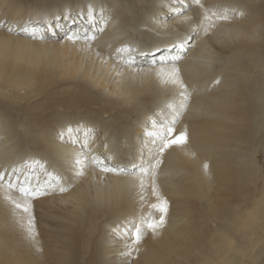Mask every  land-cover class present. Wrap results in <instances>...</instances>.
<instances>
[{"label":"bare ground","instance_id":"1","mask_svg":"<svg viewBox=\"0 0 264 264\" xmlns=\"http://www.w3.org/2000/svg\"><path fill=\"white\" fill-rule=\"evenodd\" d=\"M104 1L105 18L98 0H0V171L39 161L25 172L46 193L0 188V264H125L132 247L133 264H264V0ZM89 6L107 18L90 46L65 39L86 19L58 39L39 22ZM16 21L44 38L9 31ZM185 39L195 49L161 65ZM133 41L135 70L116 51ZM173 67L184 87L169 82ZM173 120L186 143L142 175L157 152L146 133ZM91 155L128 171L103 172ZM161 215L162 227H146ZM136 226L139 244L117 241Z\"/></svg>","mask_w":264,"mask_h":264},{"label":"snow or ice","instance_id":"2","mask_svg":"<svg viewBox=\"0 0 264 264\" xmlns=\"http://www.w3.org/2000/svg\"><path fill=\"white\" fill-rule=\"evenodd\" d=\"M192 3L195 5H199L200 7H203L201 0H192ZM212 16H216L218 19H227L228 16L226 14H220L218 15L216 12H213L211 14ZM70 18V17H69ZM206 19L208 18L207 15L205 17ZM87 20V24L89 27L85 28L84 32L81 33L80 31H72L70 30L69 32L66 33L65 39L72 42V43H77L81 40L88 42L90 46V42L94 41L96 36L95 33L99 31H103L102 27H98L96 24V17H95V12L89 6L87 10V16L85 17L83 14L80 15V20L84 21ZM73 24H76L77 21L75 19L72 20ZM56 26L53 25H48V31L51 32L52 36L56 35ZM195 30V29H194ZM9 31H12L10 28ZM22 32L25 34L31 36V37H36L37 34L39 33V38L43 39L44 35L43 32L40 28L35 27V26H25L21 29ZM187 44V40H181L179 42H176L172 44L169 48V51L171 52L172 49L177 50L175 55L171 56H165L161 55L159 57V61L161 65L168 64L170 61L171 62H178L181 59V54L185 50ZM118 54H124L127 53V59L122 60L123 63L127 64L129 68H133L135 66V57L133 56V53L136 51L134 48L131 46H123L121 48H118L117 50ZM141 55H145L144 53H140ZM154 55V54H153ZM155 63V61H153ZM135 70V69H134ZM161 71H163V67L161 68ZM168 79L169 82L172 84H178L181 87H184L182 80H180L179 77V69L173 67L172 71L168 73ZM175 121L169 122L168 125H161L159 131H149L146 134L152 138L153 143L156 145L157 152L153 155L152 161L150 162V167L149 169L145 172L144 170H141L142 175H148L154 178V169L158 168L159 164L161 163L160 156L163 155L165 150L170 148L173 145H183L186 143V133L182 132L178 135L175 134V128H174ZM68 132L71 133L72 129L69 128ZM84 147H87L85 144ZM89 160L88 156H85L84 160L81 161L79 159L76 160V164L80 165L82 163H87ZM91 163L94 164L95 166L99 167L101 171L103 172H113V173H124L127 172L128 169L124 167H118V166H110L108 163V160L110 158H103L98 155H91L90 157ZM39 166L40 168H44L45 166L40 163L39 161H33V162H25V165H22L21 167H13L11 171L4 170L0 171V188H5L6 190L9 191H18L26 200L27 199H35L40 195L46 194L44 191V186H32V181L28 175L27 172H25V167L28 170H34L36 166ZM133 168H136V165H132ZM205 168H207V165H205ZM21 175H24L25 179L21 180ZM48 177L51 181H59V177L55 176L51 173H48ZM37 184L39 182L37 181ZM60 191H65L63 187L60 188ZM153 191L155 192V188H153ZM10 198V197H9ZM14 206L17 209H22L24 212L28 213L30 211V204L27 203H19L16 201H13ZM166 205L167 201H163L162 206L160 207L161 212L166 211ZM29 224L31 225V220L29 221ZM164 224V216L161 215L159 218V222H146V227L148 229H151L155 231L157 228L162 227ZM141 227L142 226H136L134 231L131 233L133 237L134 244H139L141 240ZM31 231V229H30Z\"/></svg>","mask_w":264,"mask_h":264},{"label":"rangeland","instance_id":"3","mask_svg":"<svg viewBox=\"0 0 264 264\" xmlns=\"http://www.w3.org/2000/svg\"><path fill=\"white\" fill-rule=\"evenodd\" d=\"M100 3L102 2V4H104V9H100L101 10V12H102V15L104 16V18L110 13V11H111V8L109 7L110 6V4H108V2H106V1H104V0H98ZM175 3V2H174ZM189 7V6H188ZM187 7V4H186V8H188ZM191 7V6H190ZM107 8V9H106ZM100 12V13H101ZM184 12H186L187 13V11H184ZM73 13V14H72ZM75 13V14H74ZM64 14V12L62 13V15ZM72 14V15H71ZM76 15H78L79 17H77L78 19H76V17H73V16H76ZM70 17V18H69ZM65 16V14L63 15V17H62V20L60 21V19L61 18H57L58 19V21H60L59 23L57 22V23H55V21H52V22H54V23H52V24H54V26L56 25V35L55 36H53L55 39H58V38H60L61 37V34H65L67 31H69L70 29H71V27L73 26V25H77V24H79L78 22H77V24H73L72 23V20L73 19H75L76 21L77 20H80V14L78 13V12H70V16ZM73 17V18H72ZM101 18V16L100 17H98V19H96V24H97V26H99V27H102V28H104V26L106 25V21H107V18L104 20V22H102L101 20H102V18H101V20H99ZM51 21V20H50ZM64 21V22H63ZM68 21V23H66ZM85 21V20H84ZM6 22H7V20H5V21H3V19H1L0 20V28H4L6 25ZM40 23H42V26L44 25V27H46L47 26V28H48V25H50V23H46L45 22V20H41V21H39ZM25 23V22H24ZM23 23V24H24ZM86 23H87V21H86ZM101 23V24H100ZM23 24H22V22H20V21H16L14 24H13V26L12 27H10V25H11V22L10 23H8V28H11V29H17V27H15V26H18L19 28V30H21L22 28H23ZM161 24H159L158 26H160ZM15 27V28H14ZM36 27V26H35ZM47 28H43V30L44 31H46L45 32V34H51V32L50 31H48L47 30ZM58 32V33H57ZM62 32V33H61ZM84 32V31H83ZM101 31H99V32H96L95 33V35L97 36V35H100L101 33H100ZM59 33H61V34H59ZM99 37V36H98ZM135 40V39H134ZM139 40V39H138ZM189 40H191V39H189ZM136 42V44H140V41H133V42H131V43H125V44H123L122 46H126V45H128V46H132L134 43ZM191 42V41H190ZM187 43H189V42H187ZM191 44H192V42H191ZM194 46V47H193ZM197 46V44L196 45H187L186 47V49L183 51V55H181V59L179 60V61H183V59L184 58H186L187 56H188V54L191 52V49L193 50V49H195V47ZM158 47V49H159V51L157 50V52H156V50H154V48L156 49ZM160 47V48H159ZM148 48V47H147ZM163 47H161V46H153V53L154 54H157L158 52H161V49H162ZM143 52V51H142ZM137 53V52H136ZM141 53V52H140ZM149 56H151L152 57V54L151 55H149ZM153 56H156V55H153ZM184 56V57H183ZM148 57V56H147ZM183 57V58H182ZM102 70V69H101ZM164 114H166V112H164ZM164 119V118H163ZM156 120H158V119H156ZM150 122H145V124L146 125H148ZM154 123H157V121L156 122H154ZM82 149L80 148V151H81ZM143 159H146L145 158V156H144V158ZM144 162H146V161H144ZM138 166V167H137ZM136 166V168H134L135 169V172H138V168H141L142 167V164L140 163V164H138ZM32 171V170H31ZM33 174H35V175H37L38 173H35V171H33L32 172ZM34 175V176H35ZM80 179H83V177L82 176H78ZM30 179H31V176H30ZM31 181H32V183L34 182V179H31ZM53 202V201H52ZM128 226H131V224H129ZM133 227H128L126 230H128L129 232H131V229H132ZM109 231H114L115 232V230H113L111 227L109 228V226H108V228H107ZM122 236H127V234L126 235H122ZM130 238V241L129 242H131V241H133V239H132V235H128L127 236V238H122L121 236H117L116 237V239H117V241H125L126 240V242H127V240ZM128 246H129V244H128ZM131 250H133V247H132V249H130L129 251L130 252H128V253H126V254H124L125 255V258H124V263L125 264H133L134 263V259H133V255H131ZM120 261V260H119Z\"/></svg>","mask_w":264,"mask_h":264}]
</instances>
